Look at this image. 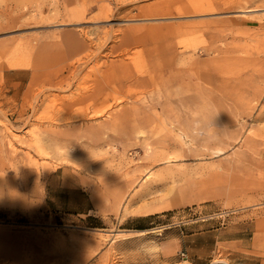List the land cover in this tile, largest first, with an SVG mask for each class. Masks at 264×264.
I'll return each instance as SVG.
<instances>
[{
	"label": "rangeland",
	"instance_id": "obj_1",
	"mask_svg": "<svg viewBox=\"0 0 264 264\" xmlns=\"http://www.w3.org/2000/svg\"><path fill=\"white\" fill-rule=\"evenodd\" d=\"M198 256L264 264V0H0V264Z\"/></svg>",
	"mask_w": 264,
	"mask_h": 264
},
{
	"label": "crops",
	"instance_id": "obj_2",
	"mask_svg": "<svg viewBox=\"0 0 264 264\" xmlns=\"http://www.w3.org/2000/svg\"><path fill=\"white\" fill-rule=\"evenodd\" d=\"M171 264H213V262L198 256L197 259H182L181 261H173Z\"/></svg>",
	"mask_w": 264,
	"mask_h": 264
},
{
	"label": "trees",
	"instance_id": "obj_3",
	"mask_svg": "<svg viewBox=\"0 0 264 264\" xmlns=\"http://www.w3.org/2000/svg\"><path fill=\"white\" fill-rule=\"evenodd\" d=\"M140 220H142V218H138L136 221H140Z\"/></svg>",
	"mask_w": 264,
	"mask_h": 264
}]
</instances>
